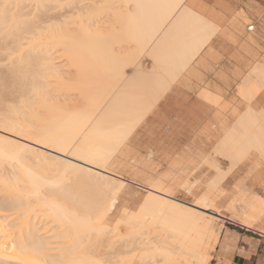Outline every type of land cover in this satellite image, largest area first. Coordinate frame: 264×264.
I'll use <instances>...</instances> for the list:
<instances>
[{"label": "snow or ice", "instance_id": "6c2138e0", "mask_svg": "<svg viewBox=\"0 0 264 264\" xmlns=\"http://www.w3.org/2000/svg\"><path fill=\"white\" fill-rule=\"evenodd\" d=\"M260 4L259 23L247 20L240 11L233 21L243 23L246 33L249 30L259 32L261 43L264 44V0H260ZM235 7L247 11V6ZM21 8L28 10L22 22L16 18V11ZM77 8L81 12L87 9L90 16L100 18L111 17L114 11H119L128 22L139 21L144 10H151L165 19L164 28L168 29L185 17L195 15L197 6L178 0L79 5L71 2L50 4L43 0H33L24 5L13 3L12 0L0 3V84L5 92L29 81L33 86L28 101L31 118L27 112L21 118V108L16 104H6L0 111V264H51L47 254L50 245H46L44 237L38 235L43 230V224L39 213L31 209V198L46 201L47 207L61 222L69 220L67 213L59 215V200L68 194L74 182L86 188L95 210L94 218L86 216L83 219L78 217L75 221L69 220V224L76 228L77 237L81 236V225L85 227L89 238L104 235L107 231L105 225L117 216V225H124L132 234L143 236L145 232H151L150 223L159 220L155 210H160L162 218L164 210L177 208L174 197L178 191L201 210H221V204L225 202L222 196L228 199L243 196L253 215L259 213L261 232L264 234V60L247 74L237 77L233 84V99L227 105V112L235 111L238 119L231 121L220 135H217V131L221 125L216 121L203 127L206 137L203 142L207 148L197 144L185 151L183 156L175 154L162 133L154 128H145L144 125L132 133L134 125L124 123L119 114L114 118V128L98 129L93 139L69 137L62 134L63 118L52 121L46 115L51 110L47 92L51 85L41 82L49 80L50 73L53 76L59 73L44 50L59 47L56 42L65 37L61 32L48 30L51 25L47 23L49 17L45 13L52 9L69 12ZM202 22L207 24V21ZM91 27L89 24L88 29ZM222 31V43L226 45L231 41L228 31L214 24H207V36L201 38L175 28L169 33L167 45H161L160 36L157 35L151 40L147 51L152 53L157 63H162L173 49L193 41L198 46L206 44L207 37L219 38ZM22 33H31L32 39H21ZM73 39L78 40L79 37ZM64 47L67 50V46ZM210 47L212 45L207 44L200 56ZM125 69L127 74L121 87L128 99V106L135 107L146 102L148 107H153L162 92L163 73H158L155 66L149 71L138 70L135 65L129 68L127 62H117L114 71L119 74ZM208 102L215 103L212 111L218 117L227 114L220 111L223 101L209 97ZM89 127L92 125L89 124ZM145 143L153 149H159L158 158L157 153L151 151L145 152L144 158L140 159L139 152L143 150L141 145ZM41 146L53 148L56 153H63L72 159H61L60 155L49 157L57 168L56 178L50 180L29 173L32 186L31 191H28L18 178L17 165L25 151L39 152ZM133 153L136 159L132 158ZM219 157L229 163H218ZM257 158L260 169L258 182L262 189L259 196L255 194L256 188L252 183L257 172L252 161ZM129 163L142 176L148 191L147 197L137 208L126 203L125 194L121 191L123 184L112 178ZM237 171L247 179V183L238 182L234 191L225 192L224 189L231 184ZM25 199L28 200L27 205ZM240 206H244V201H241ZM180 211L185 221L186 237L177 242L170 235L166 239H172L173 244L169 245L148 241L147 246L138 252L140 259L133 264H235L233 257L237 254L244 257L250 251L248 244L239 237L223 231L218 233L220 225L214 217L193 207L180 208ZM146 225L148 227L145 228ZM67 264H111V261L73 259ZM239 264L249 262L241 259Z\"/></svg>", "mask_w": 264, "mask_h": 264}, {"label": "bare ground", "instance_id": "6f19581e", "mask_svg": "<svg viewBox=\"0 0 264 264\" xmlns=\"http://www.w3.org/2000/svg\"><path fill=\"white\" fill-rule=\"evenodd\" d=\"M2 2L3 0H0V3ZM12 2L24 5L33 2V0H12ZM43 2L50 4L71 2L79 5L104 2L134 3L135 0H43ZM141 2L153 3L155 0H141ZM178 2L187 3L188 0H178ZM56 11L52 9L45 13L49 17L47 23L51 25L48 30L53 33L61 32L65 38L56 42L60 45L59 47L53 46L44 50L52 66L56 67L59 73L57 76H53L50 73L49 80L41 82L51 85V87L47 88L49 93L48 103L51 110L46 115L52 121L64 119L63 135L69 137L84 136L88 139H93L94 133L98 129L108 130L110 127L114 128V118L117 114H119L120 120L124 123L134 125L132 127L133 133L163 96L187 73L213 36L207 37L206 44L198 46L193 41L184 47L173 49L162 63H157L152 53L147 51L153 38L159 35L161 45H167L170 40L169 33L175 28H179L181 31H185L197 38L207 36V24H214L220 28L215 22L197 11L195 15L185 17L168 29L164 28L165 19L154 14L151 10H144L141 13V19L137 22L126 21L124 15L119 11H114L111 17L105 16L103 18L90 16L87 9L83 12L79 8L62 13ZM27 15L28 10L25 8L16 11L18 21L22 22ZM202 21H207V24ZM89 24L92 25L90 30L88 29ZM20 35L21 39H32L31 33H22ZM77 36L79 37L78 40L73 39ZM64 45L67 46V50H65ZM117 62H127V67L130 68L135 65L141 71H149L155 66L158 73H163L161 77L162 92L153 107H148L146 102L135 107L128 106V99L121 87L127 72L125 69L117 74L114 71ZM256 64L253 65L252 69L258 65ZM251 70L249 68V71ZM32 87V83L29 81L22 86L5 92L3 85L0 84V111H3L6 104H16L21 108V118H23L24 112H27L31 118L32 112L28 108V101L32 95ZM216 100H218V97H216ZM89 124L92 127H89ZM45 152H47V155H44ZM57 155H60L61 159H72L71 157H65L63 153H56L53 148L45 149L42 146L39 148V152L25 151L22 154L20 164L17 165V173L21 185L26 190L31 191L32 181L29 173L33 176H45L50 180H54L57 168L49 157L54 158ZM221 158L222 160L224 159L223 157ZM256 161L259 163L258 158ZM47 172L51 173V175L49 174L50 176H48ZM112 178L123 184L121 191L125 186L133 185L139 190H144L146 195L143 196L147 197L148 191L144 183L132 182L122 178L120 175H114ZM72 186H74V189L77 188L78 192L76 190L73 193L74 190H70L68 196L66 194L64 199L62 197V200H59V215L63 216L67 213L71 221H75L78 217L80 219L86 216L94 218L95 210L92 207L90 198L85 195V192L87 195L89 194L86 188L82 187L78 182H74ZM72 186L71 188H73ZM83 191L85 192L82 193ZM70 193L73 195H70ZM77 193H82V197L85 195L86 198L84 200L88 199L89 202L80 200L79 196V198H74ZM31 199V209L39 213L40 222L43 224V230L38 235H42L44 243L50 245L47 248V254L51 258V264H61L62 261L67 264V261L73 259L85 261L89 259L107 260L112 255L114 257L108 259L111 264H133L136 257L134 258L135 260H131V256L127 258L126 256L133 252H138L137 250L147 246L148 241L154 240L161 245H169L173 244L172 239H166L170 235L174 236L177 242L186 237L185 221L182 218L180 208H196L197 211L207 212L205 214L209 217H214L215 220L222 217L220 210H201L191 203L183 202L174 197V203L177 208L175 210L170 208L164 210L162 218L160 217V210H155L159 220L151 222L150 216L151 232H145L143 236L132 234L128 227L124 229L125 233L122 232L121 235V233L117 232L119 230L115 221L113 227H110L109 223L105 225L107 231L104 235L99 237L93 235L91 238L86 233L85 227L81 225V236L77 237L76 228L69 224V220L61 222L53 214L52 210L47 207L46 201L37 200L35 197ZM241 201H244L243 207L240 206ZM24 203L27 205L28 200L25 199ZM224 208L230 212L231 217L237 219L240 225L246 227H252L259 218L258 212L253 215L243 196H240L239 199L231 200ZM157 223L159 227H157ZM146 227L148 226L146 225ZM115 228L117 231H115ZM173 229H175L174 232ZM220 231L221 228L217 229L218 233ZM119 241L122 244V249L119 250H123L121 253L114 249ZM120 242L117 243L119 247ZM106 251L112 252V255L109 252L106 254ZM104 256L108 257H105V259L103 258ZM137 258L139 260L140 256H137Z\"/></svg>", "mask_w": 264, "mask_h": 264}, {"label": "rangeland", "instance_id": "374dc122", "mask_svg": "<svg viewBox=\"0 0 264 264\" xmlns=\"http://www.w3.org/2000/svg\"><path fill=\"white\" fill-rule=\"evenodd\" d=\"M242 6H247V11H244L245 13L244 17L247 20H255L257 23H259L260 8H261L260 0H245V2L242 3ZM56 12L62 13V11L61 12L56 11ZM241 27L243 30H245L243 23H241ZM247 33L251 36L249 37L251 42L254 41L252 37L259 38L260 40L259 32L248 31ZM247 33L245 32V34ZM212 46H214V44H212ZM239 51L240 53L245 52V54L251 55L252 60L248 62V66L245 68L246 69L245 74H247V71L249 72V68L250 70L252 69L253 65H255L256 63L258 64L259 62H261V60H264V44L261 48H258V52L250 51L249 53H247V51H243L242 48L240 47H239ZM205 54L207 55L205 64L202 66L200 64H196L195 70H194L195 64L191 65V67L185 74V75L187 74H191V75L182 77L179 80V82L172 87L171 89L172 91L167 95V97L158 104L157 108L154 109V111L145 119V121L142 124H140L135 129L133 133H135L136 130L140 128L141 125H144V127L148 129L154 128L156 129L158 133L163 134L166 142H168L169 147L171 148V151L173 153L183 156L185 151H188L191 146H195L199 144L201 147L207 148V145L204 144L203 142L204 139H206V137L204 136V133L202 131V125L206 124V122H208L209 119H211L212 117H215L216 121H219V122L226 121L228 125L231 121L237 118L235 115V111L227 112V105L233 99V95H232L233 90L231 88H228L229 92L225 93L223 89L220 88L218 84L216 83V80H221L224 76V74L221 75V73H223L222 70L223 69L225 70L226 68L222 66V63L228 62V58L230 60L231 57L229 56L231 55L227 54L225 47H220V46L217 48L214 46V49L209 48L208 51L205 52ZM239 60H240V57H239ZM209 97L214 98V99L218 97V100L220 99L221 101H223L220 111L222 113L227 112V114L218 117L216 113L212 111V109L215 108V103L209 104L208 100H206ZM203 110L205 111V113L201 114ZM198 120L200 122H197ZM136 139L139 140V137H136ZM141 148L143 149L142 151L139 152V157L141 160L144 158L145 152L155 151L157 153V158L159 157L158 148L153 149L152 146L148 143L141 145ZM132 158L136 159L135 153H133ZM218 160L220 162L227 163L226 161L222 160L221 157H219ZM256 160L257 159H254L252 161V166H255V164L257 163ZM137 163H139V161H137ZM259 170L260 169L258 165V171L256 172V175L259 172ZM47 173H48V176L51 175V173L49 172ZM118 175H120L122 178L127 179V180H135L137 182L143 183L142 176L135 171L131 163H129L127 167L122 168L120 172L118 173ZM238 182L247 183V179L242 177L240 171L236 172V175L233 177L231 184H229V186L226 187L225 189L234 190V186ZM74 186H72L73 188L69 189L68 194L70 190H74L73 193L76 190H77L76 192H78V189L77 188L74 189ZM78 188L80 189V187ZM84 192L85 191H83L82 193ZM122 192L125 194L126 203H128L132 208H137L138 204L142 202L144 196L146 195L144 190H141V189L139 190L133 185L125 186ZM82 193L80 194L77 193L76 194L77 196L74 195V198L80 197L79 198L80 200L82 199L83 201H85L86 199L84 200V198H86V196L89 197L88 196L89 194L87 195L85 192L86 196L83 194L84 197H82L81 195ZM71 194L72 193H70V195ZM62 197L61 198L64 199L66 196L64 195ZM175 198L183 202L190 203L187 200L186 195H182L181 192L179 191L176 193ZM221 199L225 201V197H222ZM86 201L89 202L88 199ZM224 205H225V202L221 204L220 212L225 217L227 216L230 217V214L224 208ZM118 219H119V216L112 218L109 222L110 224L109 226L113 227V225H115L114 224L115 221H117ZM216 222L218 225H220L219 228H221L222 230L225 226L224 219L222 220L218 219L216 220ZM116 226L118 227L116 228L119 231H117L116 228H115L116 229L115 231L121 233V235H122V232L125 233L124 229H127V227H125L124 225H117V223H116ZM117 243L116 245L118 246ZM119 245H120V247L118 246L119 248L116 246L114 247V249L118 251L122 249L121 242ZM121 251L123 252V250ZM121 251L119 252L121 253ZM137 251L139 252V250ZM107 252L109 251H106V254ZM138 252H133L132 253L133 255L129 254L128 256H126V258L131 256L132 257L131 260L136 259L135 261H138V258H137V256L139 257ZM110 255H112V252L110 253ZM105 257H108V256H104L103 258ZM111 257L113 258L114 256L112 255ZM111 257L109 256L107 260L112 259Z\"/></svg>", "mask_w": 264, "mask_h": 264}, {"label": "crops", "instance_id": "0c3cea01", "mask_svg": "<svg viewBox=\"0 0 264 264\" xmlns=\"http://www.w3.org/2000/svg\"><path fill=\"white\" fill-rule=\"evenodd\" d=\"M244 2L245 0H188L187 2L189 5L190 4L196 5L197 12H199L200 14L204 15L206 18L215 22L218 26H220V29L227 30L228 34L231 37V41L228 44L226 45L223 44L222 43L223 31H222L219 38L213 36V38L209 42V44L211 45L214 44L216 48L219 46L225 47L227 54L231 55L229 56L231 57V59L229 60L228 58V62L222 63V66L226 68L225 70L223 69L222 70L223 73H221V75L224 74L223 78L221 80H216L218 86L222 88L225 93L229 92L228 88H231L233 90V84L235 83L236 78L239 77L240 74H245L246 72L245 68L248 66V62L252 60L251 55L245 54V52L240 53L239 47L242 48L243 51H247V53H249L250 51L258 52V48H261L263 46L259 38L252 37L254 41L251 42L249 39V37L251 36L248 33L245 34V30L242 29L241 23L233 21V17L236 16V13L238 11L242 12L243 16L245 15L242 9H237L235 7V5H242V3ZM214 46L210 48L214 49ZM206 56L207 55L204 54L203 56H199V59L195 60V62L193 63L195 64L194 70L196 68V64H200L201 66L205 64V61L207 59ZM188 75L190 76L191 74H187L184 76H188ZM171 89L163 96V98L145 117V119L154 111L155 108H157L158 104L167 97V95L172 91ZM203 113H205L204 110L202 111L201 114ZM211 121H216V118L212 117L211 119H209L208 123L206 122V124L202 125V129L204 126L209 125ZM197 122L200 121L198 120ZM216 122L221 125L220 127L221 131L220 130H218L219 132L217 131V134L220 135L226 131L227 123L226 121H221V122L216 121ZM217 162L219 163L220 161L218 160ZM258 165L259 163L257 161V163L255 164L257 171H258ZM259 172L252 181V183L255 185L256 188L255 194L258 196L260 194V191L262 190L258 182ZM129 181L140 183L135 180H129ZM236 186L237 184L234 186V190ZM234 190L224 189L225 192L234 191ZM231 200L233 199H228L227 197H225V205L228 204ZM228 213L230 214V212ZM222 219H224L225 226L221 231L239 237V239L242 242H246L248 244V248L250 249V251H248L244 257H240L239 254L233 257L235 264H239V261L241 259L248 261L249 264H262V261H264V234H262L261 232L259 218L256 220V222L253 224L252 227H246L244 225H240V223L237 221L236 218L231 217V214L230 217L228 216L225 217L224 215H222V217H220L219 220ZM241 248L243 249V243L241 244Z\"/></svg>", "mask_w": 264, "mask_h": 264}, {"label": "built area", "instance_id": "2783aa9c", "mask_svg": "<svg viewBox=\"0 0 264 264\" xmlns=\"http://www.w3.org/2000/svg\"><path fill=\"white\" fill-rule=\"evenodd\" d=\"M249 31H252V30H249Z\"/></svg>", "mask_w": 264, "mask_h": 264}]
</instances>
